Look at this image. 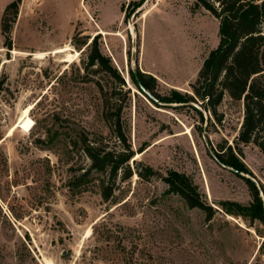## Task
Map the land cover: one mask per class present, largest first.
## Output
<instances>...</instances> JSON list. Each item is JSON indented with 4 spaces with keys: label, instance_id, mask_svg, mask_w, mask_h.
<instances>
[{
    "label": "rangeland",
    "instance_id": "rangeland-1",
    "mask_svg": "<svg viewBox=\"0 0 264 264\" xmlns=\"http://www.w3.org/2000/svg\"><path fill=\"white\" fill-rule=\"evenodd\" d=\"M24 1L13 49L0 40V264H264V152L237 139L244 100L226 92L219 121L191 87L219 20L195 0ZM98 33L106 63L91 65ZM105 100L124 106L135 149L108 199L101 173L78 183L88 161L71 144L83 129L111 135ZM174 172L211 218L168 190Z\"/></svg>",
    "mask_w": 264,
    "mask_h": 264
},
{
    "label": "trees",
    "instance_id": "trees-1",
    "mask_svg": "<svg viewBox=\"0 0 264 264\" xmlns=\"http://www.w3.org/2000/svg\"><path fill=\"white\" fill-rule=\"evenodd\" d=\"M22 0H13L4 9L2 34L4 47L13 49L12 28L19 14ZM196 4L211 12L219 20V44L204 60L197 79L191 84L194 94L202 100V106L210 110L220 121L218 107L228 92L235 100H244V119L237 139L253 143L264 152V1L259 0H195ZM90 43L94 45L89 64H105L106 59L98 46V36ZM1 63V60H0ZM131 79L140 88L141 82L156 98L163 99L154 91L146 73L131 71ZM120 77L123 83V78ZM0 81V86L2 85ZM175 92V91H174ZM144 94V93H143ZM176 100L183 99L177 93ZM155 103L153 100H151ZM161 101V100H160ZM162 102V101H161ZM105 100L103 116L110 125L111 135L90 132L83 129L71 142L87 161L84 171L78 176V183H85L93 173L102 174V194L108 199L116 189L117 179L132 177L130 161L135 157L128 136V125L124 117V106L118 105L114 112ZM143 151V150H142ZM236 163V162H235ZM234 162L231 165L235 166ZM237 172L241 168L237 165ZM141 177L155 175L151 167L145 172L137 170ZM169 191L180 194L191 207L205 211L208 218L213 208L205 204L187 176L174 172L166 178Z\"/></svg>",
    "mask_w": 264,
    "mask_h": 264
},
{
    "label": "crops",
    "instance_id": "crops-1",
    "mask_svg": "<svg viewBox=\"0 0 264 264\" xmlns=\"http://www.w3.org/2000/svg\"><path fill=\"white\" fill-rule=\"evenodd\" d=\"M13 1V0H12ZM11 2V1H10ZM9 1H6V2H4V3H2V4H0V40L2 39V37H3V34H2V18H3V14H4V9H5V7H6V5L8 4V3H10ZM25 1L24 0H22V2H21V4H20V9H19V17H18V19H20V17H22V14H23V11L25 12V10H24V6H25ZM14 28V27H13ZM12 32H13V30H12Z\"/></svg>",
    "mask_w": 264,
    "mask_h": 264
},
{
    "label": "bare ground",
    "instance_id": "bare-ground-1",
    "mask_svg": "<svg viewBox=\"0 0 264 264\" xmlns=\"http://www.w3.org/2000/svg\"><path fill=\"white\" fill-rule=\"evenodd\" d=\"M69 50V47L68 48H57L54 53H60V52H64V51H67ZM42 55V54H41ZM29 111V108L26 109L25 111V116L23 119L20 120V123H19V126H22L26 129H31L32 128V120L27 116V113Z\"/></svg>",
    "mask_w": 264,
    "mask_h": 264
},
{
    "label": "water",
    "instance_id": "water-1",
    "mask_svg": "<svg viewBox=\"0 0 264 264\" xmlns=\"http://www.w3.org/2000/svg\"><path fill=\"white\" fill-rule=\"evenodd\" d=\"M139 85H140V88H141V90L143 91V93H144V95L148 98V99H150V100H153L156 104L158 103V104H162V102L158 99V98H156L150 91H148L146 88H145V86L141 83V82H139ZM140 92V91H139ZM142 93V92H141Z\"/></svg>",
    "mask_w": 264,
    "mask_h": 264
}]
</instances>
